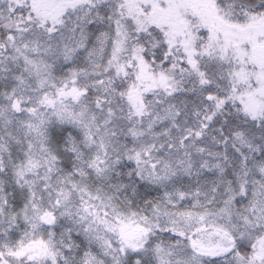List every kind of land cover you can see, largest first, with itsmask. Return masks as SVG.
Wrapping results in <instances>:
<instances>
[{
  "label": "snow or ice",
  "instance_id": "6c2138e0",
  "mask_svg": "<svg viewBox=\"0 0 264 264\" xmlns=\"http://www.w3.org/2000/svg\"><path fill=\"white\" fill-rule=\"evenodd\" d=\"M0 264H264V0H0Z\"/></svg>",
  "mask_w": 264,
  "mask_h": 264
}]
</instances>
